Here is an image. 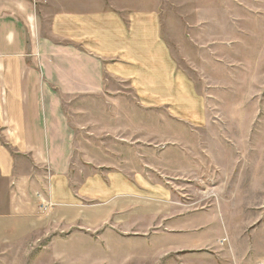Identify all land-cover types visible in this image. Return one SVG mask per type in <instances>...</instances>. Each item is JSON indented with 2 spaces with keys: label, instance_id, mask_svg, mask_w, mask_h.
Segmentation results:
<instances>
[{
  "label": "rangeland",
  "instance_id": "1",
  "mask_svg": "<svg viewBox=\"0 0 264 264\" xmlns=\"http://www.w3.org/2000/svg\"><path fill=\"white\" fill-rule=\"evenodd\" d=\"M101 2L134 77L85 107L118 149L87 155L98 217L0 242V264H264V0Z\"/></svg>",
  "mask_w": 264,
  "mask_h": 264
},
{
  "label": "crops",
  "instance_id": "2",
  "mask_svg": "<svg viewBox=\"0 0 264 264\" xmlns=\"http://www.w3.org/2000/svg\"><path fill=\"white\" fill-rule=\"evenodd\" d=\"M114 11L101 0H0L2 243L98 217L91 210L103 203L87 209V193L101 190L89 169L102 165L87 155L118 149L102 141L101 118L85 107L107 84L134 77L130 22ZM168 76L159 77L165 86L175 83Z\"/></svg>",
  "mask_w": 264,
  "mask_h": 264
},
{
  "label": "built area",
  "instance_id": "3",
  "mask_svg": "<svg viewBox=\"0 0 264 264\" xmlns=\"http://www.w3.org/2000/svg\"><path fill=\"white\" fill-rule=\"evenodd\" d=\"M35 2H39V1H41V0H34ZM50 207H53V203H51V202H44V205L42 206V209L43 210H47L48 208H50Z\"/></svg>",
  "mask_w": 264,
  "mask_h": 264
}]
</instances>
